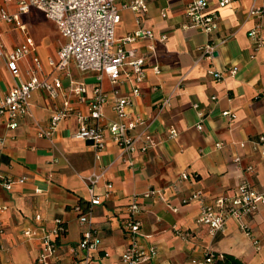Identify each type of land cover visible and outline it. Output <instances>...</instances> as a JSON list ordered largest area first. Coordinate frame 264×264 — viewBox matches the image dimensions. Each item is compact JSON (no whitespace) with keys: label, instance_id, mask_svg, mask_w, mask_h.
<instances>
[{"label":"crops","instance_id":"obj_1","mask_svg":"<svg viewBox=\"0 0 264 264\" xmlns=\"http://www.w3.org/2000/svg\"><path fill=\"white\" fill-rule=\"evenodd\" d=\"M185 1L150 0L138 21L129 9L120 11L115 39L118 41L137 28H148L154 37L153 49L145 56V78L139 85V94L130 99L126 108L127 120L139 119L127 131L129 136H139L134 148L122 152L110 141L105 129L106 142L98 158H94L91 140L73 137L77 129L74 116L60 120L50 139L36 135V126L44 125L64 101L74 112L83 113L93 94L95 73L80 75L70 66L66 77L49 66L48 60L55 58L62 39L41 12L29 9L18 15L24 31L0 21V97L17 80L25 79L32 57L39 61V79L57 77L61 83L54 98L42 90L33 91L28 113L14 128H6L0 118V172L13 179L23 178L22 183H13L7 191L0 188V205L6 207L0 216L4 225L0 264H33L41 232L30 239L21 233L35 227V215L41 218L45 231L52 228L55 218L64 228L45 264H71L70 249L76 246L84 229L78 223L75 207L85 210L89 199L87 177L94 175L99 177L91 189L99 202L91 207L90 220L98 243L87 264H117L118 254L126 244V209L133 199L142 206L134 214L139 222L137 242L155 247L154 257L145 264H190V259L201 258L205 253L214 255V260L227 254L240 264H264V209L239 221L229 218L222 232L211 233L195 223L197 203L181 202L195 191L202 194L205 202L219 196L230 197L242 179L259 191L264 189V156L250 150L248 143L243 144L264 134V16H246L251 0L221 8H216L218 0H206L208 9L217 12L218 28L205 33L182 27L187 23L183 14ZM5 8L14 11L11 5ZM161 9L165 10V17L160 16ZM250 29L261 40L256 49L255 37L247 35ZM162 35L165 39L158 41ZM25 37L31 39L32 49L17 63V79L9 74L5 55ZM145 44V40H138L121 46L133 48L140 55ZM205 44L213 46L210 57L197 50ZM152 66L159 69L158 74L152 72ZM231 67L236 72L228 75ZM209 71H220L222 76L214 78ZM73 82L84 86L82 97L69 92ZM131 82L121 73L119 83L112 86L102 76L100 86L107 102L102 107L101 126L107 120H119L108 104L112 89L118 95L126 94ZM164 99L168 104L160 108ZM193 104L203 113L200 130L195 128L198 118ZM222 111L233 116L221 115ZM169 129L175 131L174 137H168ZM234 157L237 163H233ZM246 166L251 169L246 171ZM106 184L110 185L107 191ZM149 190L155 194L142 198ZM240 224H245L257 240L258 250Z\"/></svg>","mask_w":264,"mask_h":264},{"label":"built area","instance_id":"obj_2","mask_svg":"<svg viewBox=\"0 0 264 264\" xmlns=\"http://www.w3.org/2000/svg\"><path fill=\"white\" fill-rule=\"evenodd\" d=\"M150 0H125L117 3L116 0H1L0 21L10 24L13 27L24 31L23 25L18 20V15L28 12L29 9H35L41 12L46 19L51 21L58 32L62 42L59 44L55 58L49 59V66L62 71L66 77L69 76L68 69L71 66L80 75L84 73H95V85L93 94L86 102L83 113L74 112L73 108L66 101L56 108L47 118L44 125L38 124L36 127L37 137L50 139L56 129L58 122L65 117L74 116L77 129L73 132L74 138L88 139L93 142L94 158H98L100 151L104 148L106 139L105 129L110 141H112L122 152H130L139 136H129L127 131L136 123H139L138 117H131L127 120L126 108L130 105V99L139 94V85L145 78V56L152 51L151 41L154 39L151 29L137 28L126 34L118 41L115 39V27L120 19V11L129 9L135 15L138 21L140 15L146 11ZM242 0H218L216 8L240 2ZM11 5L13 12L7 11L6 6ZM206 0H186L183 6V14L187 18V23L183 28L190 27L196 30L208 33L214 32L218 28V15L215 9H208ZM246 16L260 18L264 16V0H251L246 9ZM164 9L160 10V16L165 17ZM249 37L254 38L256 32L254 29L247 31ZM1 39V33H0ZM162 35L157 40L163 41ZM138 40H145L144 51L140 55L136 54L135 49H125L122 43H132ZM261 40L255 37L253 42L254 49L259 47ZM32 49V41L25 37L24 42L14 46L5 55V65L9 74L13 78L19 77L18 62L25 57ZM200 54L211 56L213 46L205 44L197 47ZM3 55L0 41V56ZM125 68V69H124ZM40 65L36 57L31 58V66L24 74V80H17L6 93L0 97V118L4 120L6 128L17 126L18 120L28 113L29 103L32 92L35 90L44 91L50 98L57 95L60 88V80L57 77L52 79L37 77ZM154 74L159 73L156 66H152ZM236 72L235 67L227 70L228 75ZM121 73L129 78L131 87L126 94L118 95V91L112 89V95L108 102L109 107L114 111L119 120H107L103 126L100 121L103 119L102 107L107 102L106 94L103 92L100 81L105 76L108 82L114 86L119 83ZM214 78H220V71H209ZM69 92L77 97H82L85 88L81 83H72ZM167 99L160 102V108L167 105ZM198 118L195 128L200 130L203 113L196 104L192 105ZM221 115L232 117V113L222 111ZM90 122V123H89ZM175 131L169 129L168 137H174ZM2 139L0 138V145ZM149 143V141H148ZM252 151H257L259 155L264 156V134H259L255 139L243 141ZM151 144V143H149ZM214 146L219 147V143ZM233 163L238 159L234 157ZM250 166L245 170L249 171ZM98 175L87 177V190L89 192L88 203L85 210L81 212L80 207L76 206L78 211V223L84 226L80 233L79 241L76 246L70 249L73 255L71 264H87L90 258V252L96 249L98 239L95 230L91 225L90 212L93 205L98 204V197L92 193V184L96 182ZM185 174L181 175L184 178ZM22 183L23 178L13 179L9 175L0 172V188L7 191L13 183ZM105 187L109 190L110 185ZM38 192V189H35ZM155 191L149 190L143 193L142 198H151ZM182 203H197L198 211L195 217V223L207 227L211 232H222L225 228L227 219L232 218L236 221L255 213L259 209H264V189L259 191L249 182L242 179L235 187L230 197L219 196L210 202L203 200L199 191L191 192L181 201ZM142 206L133 199L127 206L129 219L124 224V234L126 244L118 254L117 264H145L155 255V247L151 244H139L137 237L139 233V222L134 219V214L139 212ZM6 207L0 205V216L5 212ZM35 227L22 230V235L27 239L39 235L40 248L34 258L33 264H45L47 259L54 253L56 248V239L64 231L60 219L53 220V226L49 230H44L39 215L34 216ZM240 228L250 238L255 250L259 249L256 239H254L245 226L240 224ZM4 225L0 218V234L3 232ZM38 232V233H37ZM1 249V245H0ZM220 258V257H219ZM214 261L213 255L205 253L201 258L190 259V264H209Z\"/></svg>","mask_w":264,"mask_h":264},{"label":"trees","instance_id":"obj_3","mask_svg":"<svg viewBox=\"0 0 264 264\" xmlns=\"http://www.w3.org/2000/svg\"><path fill=\"white\" fill-rule=\"evenodd\" d=\"M213 257L215 256L213 255ZM213 263L214 264H240V262L237 259L227 254H223L220 259L214 260Z\"/></svg>","mask_w":264,"mask_h":264},{"label":"rangeland","instance_id":"obj_4","mask_svg":"<svg viewBox=\"0 0 264 264\" xmlns=\"http://www.w3.org/2000/svg\"><path fill=\"white\" fill-rule=\"evenodd\" d=\"M45 26V25H44Z\"/></svg>","mask_w":264,"mask_h":264}]
</instances>
